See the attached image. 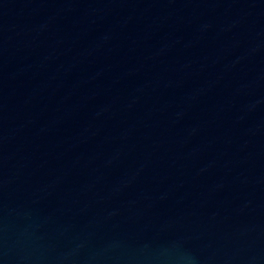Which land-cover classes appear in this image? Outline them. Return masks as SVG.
Listing matches in <instances>:
<instances>
[{
	"label": "water",
	"instance_id": "obj_1",
	"mask_svg": "<svg viewBox=\"0 0 264 264\" xmlns=\"http://www.w3.org/2000/svg\"><path fill=\"white\" fill-rule=\"evenodd\" d=\"M0 264H264V0H0Z\"/></svg>",
	"mask_w": 264,
	"mask_h": 264
}]
</instances>
